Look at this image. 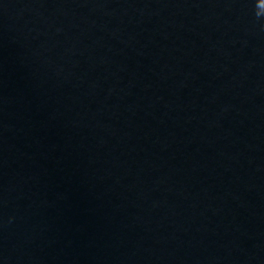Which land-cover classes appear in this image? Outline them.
Here are the masks:
<instances>
[{"label":"water","instance_id":"95a60500","mask_svg":"<svg viewBox=\"0 0 264 264\" xmlns=\"http://www.w3.org/2000/svg\"><path fill=\"white\" fill-rule=\"evenodd\" d=\"M0 264H264V0H0Z\"/></svg>","mask_w":264,"mask_h":264}]
</instances>
